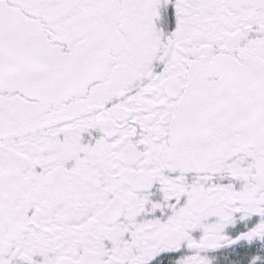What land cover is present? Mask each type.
I'll return each mask as SVG.
<instances>
[{"label": "snow or ice", "instance_id": "obj_1", "mask_svg": "<svg viewBox=\"0 0 264 264\" xmlns=\"http://www.w3.org/2000/svg\"><path fill=\"white\" fill-rule=\"evenodd\" d=\"M0 264H264V0H0Z\"/></svg>", "mask_w": 264, "mask_h": 264}]
</instances>
